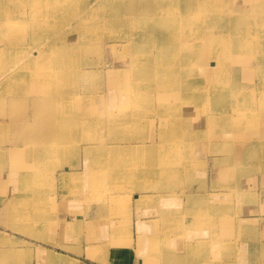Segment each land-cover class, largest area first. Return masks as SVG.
<instances>
[{
  "label": "rangeland",
  "instance_id": "obj_1",
  "mask_svg": "<svg viewBox=\"0 0 264 264\" xmlns=\"http://www.w3.org/2000/svg\"><path fill=\"white\" fill-rule=\"evenodd\" d=\"M105 1L0 0V264H264V0Z\"/></svg>",
  "mask_w": 264,
  "mask_h": 264
},
{
  "label": "bare ground",
  "instance_id": "obj_2",
  "mask_svg": "<svg viewBox=\"0 0 264 264\" xmlns=\"http://www.w3.org/2000/svg\"><path fill=\"white\" fill-rule=\"evenodd\" d=\"M108 1L109 0H106L104 2V4L106 5V7L108 5ZM232 1H234V0H232ZM242 1L247 2V1H250V0H242ZM227 2H228V0H220L219 4L221 5V8L222 9L225 6H227ZM186 3L189 6L188 8H186V12H187V11H190V10H192L194 8V6H192V5L195 4V0H186ZM133 4L135 5L137 3L134 2ZM257 7L259 9L261 8V6H260L259 3H257ZM122 9H120V10H122ZM142 9H144V10H152V11L156 12V14H158V15H160V13H167L169 15H173V14H175V13H177L179 11V6L178 5H170L169 6L168 4H160L158 6H155L154 5V9H153L151 3L149 1H146L145 0L143 2ZM252 12H253V10H252ZM250 13H251V11L245 9L244 5L243 6H240L238 8L234 5L233 8L228 13V18H230V20H231L230 25L234 27L236 25L237 18H249V14ZM214 15H216V14H210L209 17L214 16ZM78 16L80 17V15H78ZM209 17H208V15H205L204 18L201 19L198 24L203 25V26H206L207 25V19ZM239 21H240V19H239ZM101 24H103V23H95L94 25H101ZM119 24H122V23L119 22ZM218 25H219V23H218ZM186 27H187L186 25H184V26L179 25L177 28H186ZM261 32H263V30L260 27L259 28L255 27V29H254L253 32H252V30L250 28H247L245 30V35L243 37V38H245L246 42L245 43H239V42H237V43L231 44L230 45V48L233 51H236L238 53H240L239 51L246 50V53L245 54L248 57H250L251 59L254 57V55L255 56H261V55H263L264 53H261V51H264V39L263 40H258L255 43H252L251 45H249L251 43V40L252 41L255 40V35L254 34H259ZM82 38H84V36H82ZM200 40L202 42V47H203V48H200V49L201 50H208L209 51L208 52L209 55H212L214 53L213 51H210V49L214 45L219 44V41H217L216 39H214L210 35H206L204 37H201ZM104 45H106V44H104ZM197 49H199V48H197ZM61 57L65 59L66 54L65 53L62 54ZM261 144H263V142ZM255 150H257V149H254V151ZM105 152H108V150L105 147H102V146L101 147H97L96 148V153L93 156V157H95L94 162L97 163L98 162L97 160L98 159L100 160V157H101L100 154H103ZM97 168L99 169V166H97ZM15 202H16V205L18 207L19 205L23 204L25 201H22L21 199H18L17 198V199H15ZM12 208H15V207L12 206ZM139 224L141 225L142 223H140V220L137 219L136 220V226H138ZM239 231L241 232L242 230H239ZM129 245H130V242H129ZM114 248H116L115 250H117L116 245H115ZM17 249L18 248L16 247V248H13L11 250L12 251V254H13V256H14L15 259L22 257L20 255V253H19V250H17ZM131 249H132V247H131ZM157 250H161V249H157L155 247H148L147 250H146V252H145V254H143L144 256H139V257L136 255V252H134V251L131 250V252H132L131 255H133V258L136 260V262L138 261V262H140V264H149V262H151V260H152V257L153 256H156V255H157V257H159L158 260H159V263H161V264H172V263L174 264V263H176V260L173 259V258H169V261L165 262V260H164L165 259V255L163 256V259L161 261V257H162L161 252H162V250L160 251V254L159 253H156ZM64 261H66V263H68V264L70 263V262H68L67 259H63V262H62V261H59L58 258H56V260H54V263L55 264H66Z\"/></svg>",
  "mask_w": 264,
  "mask_h": 264
}]
</instances>
